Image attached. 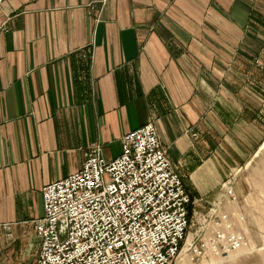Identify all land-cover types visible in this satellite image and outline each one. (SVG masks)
<instances>
[{
    "label": "crops",
    "instance_id": "0c3cea01",
    "mask_svg": "<svg viewBox=\"0 0 264 264\" xmlns=\"http://www.w3.org/2000/svg\"><path fill=\"white\" fill-rule=\"evenodd\" d=\"M149 119L196 208L225 202L214 159L221 145L243 159L237 145L264 123V0H5L0 264H23L46 185L92 145L117 157Z\"/></svg>",
    "mask_w": 264,
    "mask_h": 264
},
{
    "label": "built area",
    "instance_id": "2783aa9c",
    "mask_svg": "<svg viewBox=\"0 0 264 264\" xmlns=\"http://www.w3.org/2000/svg\"><path fill=\"white\" fill-rule=\"evenodd\" d=\"M224 195L238 203L230 187ZM192 205L149 119L121 138L117 157L108 160L92 145L79 171L42 189L43 215L33 221L34 264H180L182 252L196 264L249 251L239 212H221L222 204H215L193 224Z\"/></svg>",
    "mask_w": 264,
    "mask_h": 264
},
{
    "label": "rangeland",
    "instance_id": "374dc122",
    "mask_svg": "<svg viewBox=\"0 0 264 264\" xmlns=\"http://www.w3.org/2000/svg\"><path fill=\"white\" fill-rule=\"evenodd\" d=\"M259 125L261 127L259 126L257 129L248 128V136H252L251 139L248 138V145H237L240 152L238 155L242 154L243 159L238 158L235 153L226 149L224 145H221L222 149H219V157L214 159V172L217 177L221 178L217 195L221 196L224 189L230 187L238 199V203L233 204L229 203L226 197V201L221 203V212L224 210L239 212L243 216V223H239L237 226L250 241V249L247 250V253H243L244 255L264 251V140L258 142L255 138L257 131H261L264 135V123ZM175 166L179 170V167ZM235 185L242 191L240 197L233 189ZM186 189L192 194L190 196H193L191 197L193 205L190 209V222L195 224L198 215H205L207 210L212 207L204 212L197 209L194 199L195 193L189 188ZM216 204H219V202ZM193 230L194 227L191 228L192 232ZM26 245L28 250L21 260L23 264H32L38 251V240L34 231L32 239H29ZM238 254H229L228 257L210 256L196 264H231L235 262ZM180 261V264L187 263L186 256L183 253Z\"/></svg>",
    "mask_w": 264,
    "mask_h": 264
},
{
    "label": "bare ground",
    "instance_id": "6f19581e",
    "mask_svg": "<svg viewBox=\"0 0 264 264\" xmlns=\"http://www.w3.org/2000/svg\"><path fill=\"white\" fill-rule=\"evenodd\" d=\"M183 253V252H182ZM189 264V263H188Z\"/></svg>",
    "mask_w": 264,
    "mask_h": 264
}]
</instances>
